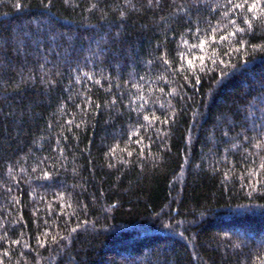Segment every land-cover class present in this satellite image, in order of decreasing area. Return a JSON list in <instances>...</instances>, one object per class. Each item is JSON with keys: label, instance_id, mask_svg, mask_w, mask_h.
<instances>
[{"label": "trees", "instance_id": "trees-1", "mask_svg": "<svg viewBox=\"0 0 264 264\" xmlns=\"http://www.w3.org/2000/svg\"><path fill=\"white\" fill-rule=\"evenodd\" d=\"M0 264H264V0H0Z\"/></svg>", "mask_w": 264, "mask_h": 264}, {"label": "snow or ice", "instance_id": "snow-or-ice-1", "mask_svg": "<svg viewBox=\"0 0 264 264\" xmlns=\"http://www.w3.org/2000/svg\"><path fill=\"white\" fill-rule=\"evenodd\" d=\"M239 7V5H237ZM253 7H255V5H253Z\"/></svg>", "mask_w": 264, "mask_h": 264}]
</instances>
